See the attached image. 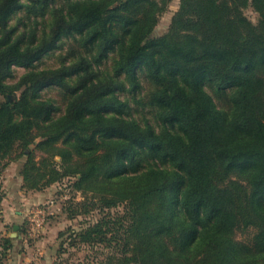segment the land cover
<instances>
[{
	"label": "trees",
	"instance_id": "obj_1",
	"mask_svg": "<svg viewBox=\"0 0 264 264\" xmlns=\"http://www.w3.org/2000/svg\"><path fill=\"white\" fill-rule=\"evenodd\" d=\"M169 1L0 0V162L20 149L25 190L72 176L91 207L125 204L72 231L108 262L264 264V0H180L155 35ZM68 36L73 58L37 68ZM12 245L0 232V264Z\"/></svg>",
	"mask_w": 264,
	"mask_h": 264
},
{
	"label": "rangeland",
	"instance_id": "obj_2",
	"mask_svg": "<svg viewBox=\"0 0 264 264\" xmlns=\"http://www.w3.org/2000/svg\"><path fill=\"white\" fill-rule=\"evenodd\" d=\"M180 0H170L167 9L161 14L154 34L159 35L166 31L174 12L179 6ZM245 16L256 22L258 14L248 6L244 9ZM20 13H17V16ZM16 16V17H17ZM13 16L11 22L16 21ZM60 46L49 51L36 63L37 68H56L62 61L66 63L71 60L70 48L75 46L72 37H63ZM79 51V48H76ZM109 58L101 61L100 68L109 64ZM25 72L23 67L13 68V77L9 82L14 83ZM44 97H51L58 105L55 115H59L64 110V102L56 86L45 87L41 90ZM120 98L127 97L132 107L131 111L135 117L139 112L135 111L134 102L130 94L124 91L118 92ZM1 99V97H0ZM39 138H36L38 141ZM34 144L31 145V148ZM40 151H34L35 158L39 159ZM20 154V149L16 150L5 160L0 162V167L7 161L1 170L0 183L3 197L0 202V232L2 236L13 238L12 248L4 257V264H117L120 253L108 262V257L113 253V249L103 244H86L74 240L72 231L77 232L89 224L96 222L105 214L110 216H127L128 209L125 204H117L111 208L101 210L100 205L91 207L93 198L90 194L84 196L80 191L71 188L72 176H66L41 190H25L22 187V177L19 174V167L25 160ZM59 161V157H55ZM90 204L86 211L81 212L78 203ZM45 209V220L42 228L31 231L28 226L27 217L31 209ZM77 214L68 217L72 210ZM14 225H21V231L13 229ZM253 227H246L235 233V238L247 241L251 238ZM15 233V236H11ZM116 258V259H115Z\"/></svg>",
	"mask_w": 264,
	"mask_h": 264
},
{
	"label": "built area",
	"instance_id": "obj_3",
	"mask_svg": "<svg viewBox=\"0 0 264 264\" xmlns=\"http://www.w3.org/2000/svg\"><path fill=\"white\" fill-rule=\"evenodd\" d=\"M45 207L43 209H31L27 221L31 231L42 228L45 220Z\"/></svg>",
	"mask_w": 264,
	"mask_h": 264
},
{
	"label": "water",
	"instance_id": "obj_4",
	"mask_svg": "<svg viewBox=\"0 0 264 264\" xmlns=\"http://www.w3.org/2000/svg\"><path fill=\"white\" fill-rule=\"evenodd\" d=\"M18 228V225H14L13 226V229L16 230ZM16 234L15 233H12L11 236H15Z\"/></svg>",
	"mask_w": 264,
	"mask_h": 264
}]
</instances>
